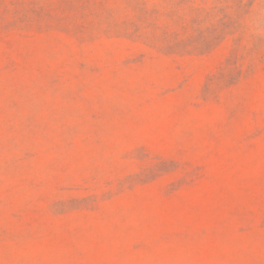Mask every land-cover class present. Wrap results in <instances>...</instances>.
I'll return each mask as SVG.
<instances>
[{
    "label": "rangeland",
    "instance_id": "1",
    "mask_svg": "<svg viewBox=\"0 0 264 264\" xmlns=\"http://www.w3.org/2000/svg\"><path fill=\"white\" fill-rule=\"evenodd\" d=\"M0 264H264V0H0Z\"/></svg>",
    "mask_w": 264,
    "mask_h": 264
}]
</instances>
